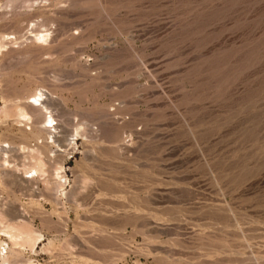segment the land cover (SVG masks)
Listing matches in <instances>:
<instances>
[{
  "label": "rangeland",
  "instance_id": "374dc122",
  "mask_svg": "<svg viewBox=\"0 0 264 264\" xmlns=\"http://www.w3.org/2000/svg\"><path fill=\"white\" fill-rule=\"evenodd\" d=\"M0 264H264V0H0Z\"/></svg>",
  "mask_w": 264,
  "mask_h": 264
},
{
  "label": "bare ground",
  "instance_id": "6f19581e",
  "mask_svg": "<svg viewBox=\"0 0 264 264\" xmlns=\"http://www.w3.org/2000/svg\"><path fill=\"white\" fill-rule=\"evenodd\" d=\"M39 35V34H38ZM38 38H39V36H37ZM42 39L44 38L43 37V35H42V37H41ZM37 95V94H36ZM37 96H39V95H37ZM41 97V96H40ZM39 98V97H38ZM33 105V104H32ZM40 106L44 109V105L43 104H41L40 103ZM39 106V107H40ZM42 112V111H41ZM51 118V117H50ZM49 122H52V119H50L49 120ZM50 129V128H49ZM45 131V130H44ZM53 140V139H52ZM51 140V141H52ZM53 142H54V140H53ZM55 143V142H54ZM54 143H53V145H54ZM60 149V148H59ZM64 151V150H63ZM5 154V153H4ZM57 155V154H56ZM52 156H54V155H52ZM42 158V157H41ZM35 161V160H34ZM41 166V163L39 164V167ZM44 169V168H43ZM59 169V168H58ZM30 171V170H29ZM28 171V172H29ZM43 171V170H42ZM26 172V171H25ZM27 172V173H28ZM37 172V171H36ZM53 174H56V173H53ZM57 175H59V174H57ZM57 175L54 177L55 179H57L58 177H57ZM61 177V176H60ZM56 181H58V180H56ZM2 220V219H1ZM20 225V224H19ZM10 230L12 231V235L10 236V238H9V240L11 239V240H14V241H17V240H20V241H22V243H29V242H31L32 240H33V238H32V236H31V233H29L28 231H26V230H22V229H20V227H17V226H12V227H10ZM10 232V231H9ZM6 233V232H5ZM35 237V236H34ZM39 237V236H38ZM38 239V238H37ZM10 240V241H11ZM13 242V241H12ZM19 242V241H18ZM34 243H35V241H34ZM15 245H17V247L19 246V247H21L23 244H19V243H15ZM18 254V253H17Z\"/></svg>",
  "mask_w": 264,
  "mask_h": 264
}]
</instances>
